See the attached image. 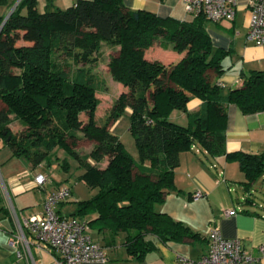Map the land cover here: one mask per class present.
<instances>
[{
	"label": "trees",
	"instance_id": "16d2710c",
	"mask_svg": "<svg viewBox=\"0 0 264 264\" xmlns=\"http://www.w3.org/2000/svg\"><path fill=\"white\" fill-rule=\"evenodd\" d=\"M36 4L19 0L4 21L0 15V137L12 156L36 167L60 146L77 159L80 178L95 192L76 200L68 216L85 217L90 229L103 233L102 244L91 235L102 247L115 245L122 234L128 255L141 260L156 241L200 237L158 206L179 190L174 170L180 153L196 146L207 156L237 161L246 190L264 174V150L225 149L228 103L244 114L264 111V69L241 70L235 87L217 82L231 49L213 46L200 15L162 17L123 0H75L43 11ZM155 41L181 56L167 63L148 59L145 50ZM104 45L110 49L107 70L125 89L98 121L97 92L105 81L97 62ZM193 98L201 102L190 110ZM125 108L139 160L110 130ZM175 109L185 113L186 124L169 119ZM79 138L92 142L90 151L75 149Z\"/></svg>",
	"mask_w": 264,
	"mask_h": 264
},
{
	"label": "crops",
	"instance_id": "0c3cea01",
	"mask_svg": "<svg viewBox=\"0 0 264 264\" xmlns=\"http://www.w3.org/2000/svg\"><path fill=\"white\" fill-rule=\"evenodd\" d=\"M6 1V4H0V15L4 17L14 4V0ZM74 1L42 0L44 9L47 4L65 8ZM123 2L131 9H145L162 17L185 19L184 0H123ZM238 7L246 8L247 0H236L234 18L228 20L232 25L228 31L225 28L233 35L218 33L205 25L214 47L231 49V53L223 59L224 72L216 77L217 82L225 87L239 85L241 70L261 69L257 64L264 61V46L255 45L246 39L248 20L243 34L237 30ZM144 55L148 59H159L165 63L177 60L181 56L170 48L161 47L159 42L153 43L146 49ZM200 102V99L193 98L187 103V108L196 109ZM3 107L4 105L0 102V109ZM225 149L250 153L264 150V112L244 114L235 103H228L225 119ZM28 164L34 169L41 165L33 167L29 161ZM28 171L27 169L16 173L7 171L3 175L5 184L14 197L22 195L28 189L35 192L36 196L30 202L26 199H24L27 202L25 204L23 199L16 202L21 219L30 214L42 212L44 198L59 186V184L47 186L46 182L36 186L34 179L27 182L20 181L27 176ZM39 173L36 172V174ZM260 177H264V174ZM244 179L237 161H227L223 156L216 158L207 156L197 146L195 151H182L179 164L174 170V183L179 190L169 192L158 208L172 218L188 224L192 229L200 232L201 236L182 241L168 240L165 243L156 241L155 248L148 251L141 260H135L128 255L122 245L123 235L120 234L115 240V245L103 246L107 255L106 261L83 264H191L190 261L207 251L208 234L213 227H217L225 237L239 238L244 248L257 257V260L250 264H264V199L258 200L253 193L256 180L251 188L246 190L242 183ZM234 190L235 194L232 192ZM196 193L200 195L197 196ZM70 200L71 197L57 205L56 209L60 214L68 216L75 211V204L70 205ZM226 211L230 212L226 213ZM15 226L8 205L4 203L0 195V264H29L24 255L21 257L17 255L22 249L21 246L11 242ZM90 232L95 240L103 243V233L93 229H90ZM32 254L36 264H51L58 251L51 246L39 248L34 245Z\"/></svg>",
	"mask_w": 264,
	"mask_h": 264
},
{
	"label": "built area",
	"instance_id": "2783aa9c",
	"mask_svg": "<svg viewBox=\"0 0 264 264\" xmlns=\"http://www.w3.org/2000/svg\"><path fill=\"white\" fill-rule=\"evenodd\" d=\"M247 7L250 14L246 39L255 45L264 46V0H247ZM184 9L187 14L200 15L206 20H232L236 0H184ZM46 181L47 176L42 173L34 177L36 186H41ZM70 194V186L56 187L44 198L42 212L22 219L18 217L12 203H9L8 208L16 225L11 242L22 248L17 253L18 257L24 255L29 264H36L32 254V247L35 245L39 248L51 246L58 251L51 264H83L107 260L104 248L91 237L85 218L57 212V205L69 198ZM208 237L207 251L190 261L191 264H250L257 260L256 256L244 248L239 238L225 237L217 227L210 229Z\"/></svg>",
	"mask_w": 264,
	"mask_h": 264
},
{
	"label": "rangeland",
	"instance_id": "374dc122",
	"mask_svg": "<svg viewBox=\"0 0 264 264\" xmlns=\"http://www.w3.org/2000/svg\"><path fill=\"white\" fill-rule=\"evenodd\" d=\"M15 1L16 0H14L13 3H15ZM37 9L39 11L44 10L42 0H38ZM249 14V8H237L236 25L237 30H239L240 34H243L244 32ZM191 18L192 15L185 12V20H190ZM205 25L209 28H213V30L218 33H229L230 35H233L232 32H227L229 27L232 25V23L228 20H221L218 22H215L213 20H206ZM225 28H227V31L225 30ZM156 42L158 41H155L154 43ZM109 51V47L104 45L102 47V50L98 54V71L104 77L105 81V84L97 92V97H99L100 99V104L98 105V108L96 110V118L98 121H100V117L106 113V109L110 107L112 101L118 96V94L121 93V91L125 89L122 83L114 80L107 70L106 61ZM257 66L258 68L264 69V61H262L260 64H257ZM169 119L180 124L187 123L185 113L176 109L170 113ZM129 123L130 109L125 108L118 119L111 125L110 130L119 137L120 141L131 153L133 158L135 160H139V152L136 147L134 138L128 130ZM11 125L13 130H18L20 127V123L18 122V120H13L11 122ZM69 141L71 140L69 139ZM75 143V149L81 154L90 151L93 145L92 142L84 138L76 139ZM11 154V148L0 137V195L3 197V201L5 204L9 205L10 202L12 203L13 207L16 209L18 217L20 209H18L16 202L21 201L22 199H26L27 202H30L36 195L34 190L28 189L26 192H23L22 195L19 194V196L16 195L14 197V195L9 192L5 184V177H3L4 173L7 171H9L10 173H16L24 169L29 170L27 176H24L20 180L22 182H27L30 179H34L36 172H40L43 175L47 176V186L57 184H59V186H70L72 190L69 196L71 197V200L69 202L70 205H74L75 201L78 199L90 197L95 192L94 188L88 187L80 178L82 168L79 165L77 159L63 147L57 146L56 148H54L53 151L49 153L48 157L36 169L30 167V164H28V160L25 157H15L11 156ZM105 163L106 162L103 161L100 163V165H104ZM232 192L233 194L236 193L235 190ZM253 193L258 200L264 199V177H258L256 179L254 183ZM27 202H25L24 200L23 204Z\"/></svg>",
	"mask_w": 264,
	"mask_h": 264
},
{
	"label": "water",
	"instance_id": "95a60500",
	"mask_svg": "<svg viewBox=\"0 0 264 264\" xmlns=\"http://www.w3.org/2000/svg\"><path fill=\"white\" fill-rule=\"evenodd\" d=\"M18 1H19V0H16V2L13 4V6L9 9V11H8L7 15L4 17L3 21L7 18L8 14L14 9V7H15L16 4L18 3ZM2 24H3V22L1 23L0 28H1ZM3 134H5V132H3ZM9 138H10V136L8 135V136L6 137V140H8Z\"/></svg>",
	"mask_w": 264,
	"mask_h": 264
}]
</instances>
